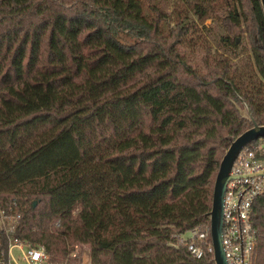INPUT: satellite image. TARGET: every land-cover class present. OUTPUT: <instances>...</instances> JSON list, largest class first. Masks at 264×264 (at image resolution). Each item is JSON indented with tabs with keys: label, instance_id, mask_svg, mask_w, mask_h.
<instances>
[{
	"label": "trees",
	"instance_id": "trees-1",
	"mask_svg": "<svg viewBox=\"0 0 264 264\" xmlns=\"http://www.w3.org/2000/svg\"><path fill=\"white\" fill-rule=\"evenodd\" d=\"M236 1L221 25L224 44L246 35L239 74L188 59L139 0H0V206L47 264H79L77 244L90 264H213L175 235L209 224L228 137L251 126L235 106L264 124V16ZM250 220L264 264V195Z\"/></svg>",
	"mask_w": 264,
	"mask_h": 264
},
{
	"label": "built area",
	"instance_id": "built-area-1",
	"mask_svg": "<svg viewBox=\"0 0 264 264\" xmlns=\"http://www.w3.org/2000/svg\"><path fill=\"white\" fill-rule=\"evenodd\" d=\"M221 204V246L226 264H254L257 230L250 220L251 204L264 195V136L243 146L233 159ZM20 211L12 199L0 206V264H47V255L40 245H33L16 234ZM176 234L181 244L194 258L212 256L209 224L197 225ZM3 242V244H2ZM77 245L68 255L77 257ZM14 251L16 254H14ZM79 264H90L89 253Z\"/></svg>",
	"mask_w": 264,
	"mask_h": 264
},
{
	"label": "rangeland",
	"instance_id": "rangeland-1",
	"mask_svg": "<svg viewBox=\"0 0 264 264\" xmlns=\"http://www.w3.org/2000/svg\"><path fill=\"white\" fill-rule=\"evenodd\" d=\"M139 1L144 16L149 17L153 12L161 14V32L169 41L179 45L183 54L195 64H201L205 49H209L214 60L227 59L231 73L239 74L250 64L249 44L244 33L238 35L234 44H224L222 39L221 18L228 11L239 13L236 0ZM182 236L187 238L189 234L183 232ZM77 246L79 261L88 255L89 247L87 244Z\"/></svg>",
	"mask_w": 264,
	"mask_h": 264
},
{
	"label": "water",
	"instance_id": "water-1",
	"mask_svg": "<svg viewBox=\"0 0 264 264\" xmlns=\"http://www.w3.org/2000/svg\"><path fill=\"white\" fill-rule=\"evenodd\" d=\"M259 4L264 16V0H259ZM235 108L241 117H244L251 122V126L235 137H228L229 143L218 162L217 171L214 176L211 190L210 208L207 212L209 221V235L213 249L210 262L213 264H226L220 237L221 204L225 184L231 178V176L228 174L230 165L238 151L243 146L258 137L264 136V124H257L253 120L246 106L239 107L236 105Z\"/></svg>",
	"mask_w": 264,
	"mask_h": 264
}]
</instances>
